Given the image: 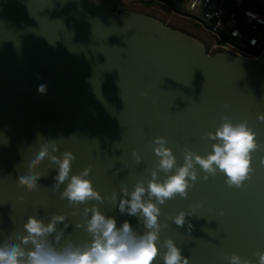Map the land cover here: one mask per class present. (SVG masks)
Instances as JSON below:
<instances>
[{"label":"water","instance_id":"95a60500","mask_svg":"<svg viewBox=\"0 0 264 264\" xmlns=\"http://www.w3.org/2000/svg\"><path fill=\"white\" fill-rule=\"evenodd\" d=\"M223 114L246 120L264 145L258 119L264 114V54L254 59L215 48L200 33L119 0H0V242L23 235L30 216L47 223L63 214L58 246L67 239L83 243L90 237L76 225L93 205L118 227L127 220L143 234L138 217L118 209L121 188L131 192L138 181L147 186L158 164L157 137L167 139L178 165L185 147L206 156L213 143L206 133ZM46 139L57 140L58 150L49 147V157L33 170L41 176L38 188L28 193L17 186L18 177L28 174ZM64 151L75 156L70 175L91 165L88 179L102 202L70 204L61 198L67 181L54 190L58 165L50 157ZM252 155L254 171L241 188L229 187L220 173L205 180L197 165L188 197L160 205V223L167 224L160 243L172 239L189 264H230L226 257L233 253L258 264L264 146ZM181 210L190 214L183 227L171 219Z\"/></svg>","mask_w":264,"mask_h":264},{"label":"clouds","instance_id":"9594fccd","mask_svg":"<svg viewBox=\"0 0 264 264\" xmlns=\"http://www.w3.org/2000/svg\"><path fill=\"white\" fill-rule=\"evenodd\" d=\"M38 91L43 94L46 86L40 85ZM220 119L222 122L215 131L206 133L207 138L213 141L211 151L206 156L185 147L184 162L178 165L172 150L166 147L167 139L157 137L153 142V151L159 158L158 164L151 171L147 186L143 181H138L131 192L126 186L121 188L118 209L121 214L138 217L145 229L143 234L137 233L127 220L118 227L114 217L105 215L93 205L85 207L86 219L83 224L76 225L77 228L83 227L90 239L83 243L67 239L62 246H58L63 230H59L57 225L65 222V215L54 214L47 223L30 216L23 225V235H13L0 242V264H155L157 259H161L163 264H189L188 257L182 255V250L172 239L160 243L162 227H167L166 223H160V205L177 195L185 199L188 197V190L194 187V182L199 178L197 165L205 173V180L220 173L229 187L241 188L245 181L251 179L254 171L252 154L264 146L258 142L256 132L246 120L233 122L227 114ZM258 119L264 121V114L259 115ZM56 141L46 139L36 158L30 162L28 174L18 177V187L26 189L28 193L37 190L41 176L34 174L33 170L49 157V147L53 151L58 150ZM133 156L138 162L141 160L137 152H133ZM50 159L58 165L54 190L67 181L61 192L62 199L66 198L73 205L85 204L90 200L103 201L104 198L94 190L88 179L91 165L79 174L70 175L75 160L71 151H64L62 156H51ZM261 164L264 165V158ZM159 172L165 174L163 179L159 178ZM110 200L113 204L117 202L115 192ZM189 215L181 210L171 219L174 224L183 227ZM64 227L68 225L64 224ZM191 227L189 223V230ZM53 234L54 240L50 239ZM257 255L258 264H264V252ZM226 259L230 264H251V261L241 259L235 253Z\"/></svg>","mask_w":264,"mask_h":264},{"label":"built area","instance_id":"2783aa9c","mask_svg":"<svg viewBox=\"0 0 264 264\" xmlns=\"http://www.w3.org/2000/svg\"><path fill=\"white\" fill-rule=\"evenodd\" d=\"M157 1L178 5V0ZM176 14L208 34L215 48L254 59L264 54V0H190Z\"/></svg>","mask_w":264,"mask_h":264},{"label":"crops","instance_id":"0c3cea01","mask_svg":"<svg viewBox=\"0 0 264 264\" xmlns=\"http://www.w3.org/2000/svg\"><path fill=\"white\" fill-rule=\"evenodd\" d=\"M123 7L134 8L138 10H143L147 12L154 13L163 18H166L170 21H174L176 19H182L179 17L176 12H181L186 6L189 4L190 0H178V5L170 8L157 0H119ZM124 1V2H123Z\"/></svg>","mask_w":264,"mask_h":264},{"label":"rangeland","instance_id":"374dc122","mask_svg":"<svg viewBox=\"0 0 264 264\" xmlns=\"http://www.w3.org/2000/svg\"><path fill=\"white\" fill-rule=\"evenodd\" d=\"M174 22L175 23H178V24H180V25H182L184 27H186L189 30L196 31V32L200 33L201 36H203L206 39L212 41L211 37L208 34H206L205 32H203L202 30H200L199 28H197L196 26H194L192 23H190L187 20H185V19L184 20H182V19H176V20H174Z\"/></svg>","mask_w":264,"mask_h":264}]
</instances>
